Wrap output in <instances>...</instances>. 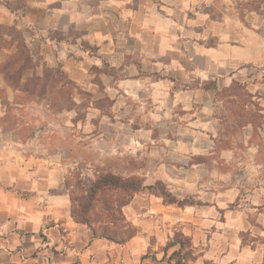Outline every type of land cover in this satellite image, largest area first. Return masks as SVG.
I'll list each match as a JSON object with an SVG mask.
<instances>
[{
    "label": "rangeland",
    "instance_id": "obj_1",
    "mask_svg": "<svg viewBox=\"0 0 264 264\" xmlns=\"http://www.w3.org/2000/svg\"><path fill=\"white\" fill-rule=\"evenodd\" d=\"M20 1L8 4L18 7ZM127 1L124 18L113 26L100 21L48 33L66 49L54 67L42 56L32 58L27 47L36 75L57 71L47 84L61 88L62 96L52 90L45 97L25 96L0 71V141L23 157L49 156L62 167L68 191H75L73 172L89 179L111 173L137 176L144 186L160 181L193 204L179 208L146 189L136 193L122 211L138 233L114 253L115 264H166L162 249L178 232L191 240L196 259L190 264H264V146L258 144L264 124L257 135L242 126L254 107L242 108L239 93L212 90L216 82L200 80L194 69L213 71L217 63L192 56L217 46L218 37L237 26L264 34L258 23L264 2L260 12L250 13L239 7L247 0ZM1 43L10 56L15 43L7 36ZM240 70V83L262 97L253 100L264 109V64ZM141 238L148 246L139 251L132 243Z\"/></svg>",
    "mask_w": 264,
    "mask_h": 264
},
{
    "label": "crops",
    "instance_id": "obj_2",
    "mask_svg": "<svg viewBox=\"0 0 264 264\" xmlns=\"http://www.w3.org/2000/svg\"><path fill=\"white\" fill-rule=\"evenodd\" d=\"M11 2L16 0H0V26L15 27L22 33L31 57L42 56L48 66L54 67L66 58V49L63 42L46 37L48 33H66L71 28H85L100 21L113 26L110 22L124 18L128 1L22 0L18 7L8 4ZM263 19L259 16L260 27L264 26ZM253 27L232 28L229 35L218 37L217 46L203 47L197 51L198 56L192 55L211 65L217 63L213 71L194 69L198 78L216 82L219 89L228 87L233 80L243 82L240 68L244 65L264 64L263 33ZM251 34L258 39L255 41ZM5 39L6 36L0 37V42ZM9 54L1 43L0 64L6 62ZM192 72L189 70V74ZM19 153L0 141V264H115L114 253L122 245L92 239V232L72 219L70 198L63 190L62 167L52 165L49 156L28 158ZM141 229L143 234L147 233L143 224ZM132 244L139 251L148 246L145 238Z\"/></svg>",
    "mask_w": 264,
    "mask_h": 264
},
{
    "label": "trees",
    "instance_id": "obj_3",
    "mask_svg": "<svg viewBox=\"0 0 264 264\" xmlns=\"http://www.w3.org/2000/svg\"><path fill=\"white\" fill-rule=\"evenodd\" d=\"M263 2L264 0H247L244 3H239V7L244 8L246 12L258 13L261 11L260 7ZM212 9L213 7L210 8V10ZM219 17L217 15L212 18L218 19ZM240 18L242 20L243 15L240 14ZM2 36H7L11 39V44L15 43L14 51L8 60L0 66V71L5 81L12 84L10 88L18 90L29 97H45L51 90L58 96L63 95L64 92H62L61 88L55 90L49 83L47 84L50 75L52 77L57 75L56 70L46 69L42 75H36L34 70L31 69L32 61L27 46L21 33L15 27L0 26V37ZM30 69L31 73H28ZM53 72L54 74H52ZM23 77L25 82L22 87L18 88L17 86ZM70 83V81L66 82L67 85ZM261 83L264 85V75ZM211 89L217 91L215 83H213ZM219 93L227 95L239 93L245 97L242 108H247L251 105L254 110L248 119L245 116L243 117L241 124L242 126L250 125L253 129V135H257L258 129L264 124L263 115L260 114L264 109L261 108L259 101L256 102L253 99L259 100L262 97L258 93L252 95L247 90L245 83L234 80L228 87L217 91V94ZM61 108L59 107V109ZM258 144L264 146V141L262 142L259 139ZM72 176L75 181L73 186L75 191H68L69 184L67 179L63 183L71 202V217L76 223L85 225L92 232V239H104L117 245H123L134 238L138 230L126 219L122 209L130 203L136 193L145 189L150 191L152 195L161 198L164 205H175L179 208L193 206L192 203H188L185 200L180 201L174 197L160 181L155 182L151 186H144L143 179L137 176L123 178L116 174L98 173L94 175L93 179H89L81 177V173L78 171L73 172ZM244 234L241 233V244L248 246L249 244H246L243 238ZM251 248H253V245H251ZM171 249L172 251L168 255V251ZM193 250L190 238L182 232H178L163 247L161 260L165 261L166 264H190L196 259Z\"/></svg>",
    "mask_w": 264,
    "mask_h": 264
}]
</instances>
